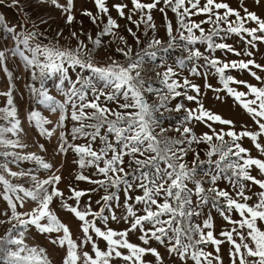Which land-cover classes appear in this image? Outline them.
Returning <instances> with one entry per match:
<instances>
[{"label":"snow or ice","instance_id":"1","mask_svg":"<svg viewBox=\"0 0 264 264\" xmlns=\"http://www.w3.org/2000/svg\"><path fill=\"white\" fill-rule=\"evenodd\" d=\"M0 6V264H264V0Z\"/></svg>","mask_w":264,"mask_h":264},{"label":"rangeland","instance_id":"2","mask_svg":"<svg viewBox=\"0 0 264 264\" xmlns=\"http://www.w3.org/2000/svg\"><path fill=\"white\" fill-rule=\"evenodd\" d=\"M79 2V0H78ZM0 13L4 14L7 18H9L10 20H15V17H16V10L15 9H10V8H5L4 6H0ZM172 55H176V53H172ZM2 75V74H0ZM50 90H53V82L52 81H49L48 82V85ZM27 107V105H24L21 107L20 109V112H21V115H24V110L25 108ZM42 111V114L45 115V116H48L50 119L53 118L52 115L44 110L43 108L40 109ZM34 127V125H33ZM3 231L4 229L3 228H0V234H3Z\"/></svg>","mask_w":264,"mask_h":264}]
</instances>
